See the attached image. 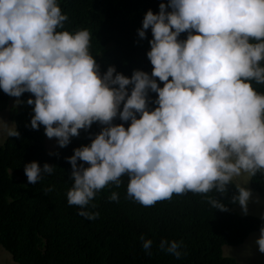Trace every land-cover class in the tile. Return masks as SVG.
Returning a JSON list of instances; mask_svg holds the SVG:
<instances>
[{"label": "clouds", "instance_id": "1", "mask_svg": "<svg viewBox=\"0 0 264 264\" xmlns=\"http://www.w3.org/2000/svg\"><path fill=\"white\" fill-rule=\"evenodd\" d=\"M158 8L148 9L137 29L140 38L151 29V74L134 69L129 77L111 65L101 74L89 52L91 33L64 29L68 17L58 0H0V89L17 98L33 94L26 101L31 128L43 125L63 147L93 122L104 125L65 157L72 169L67 203L90 220L99 212L85 206L124 175L127 197L151 206L173 193H223L235 177L264 172V93L252 86L264 83V0H162ZM149 91L157 93L154 108ZM117 116L128 126L112 123ZM19 135L15 122L0 120V136ZM54 168L33 160L24 173L34 184ZM242 184L235 183L232 200L247 214L251 190ZM108 199L117 201L118 193ZM259 233L264 253V224ZM140 239L150 255L151 239ZM159 247L182 254L177 240L162 238Z\"/></svg>", "mask_w": 264, "mask_h": 264}, {"label": "trees", "instance_id": "2", "mask_svg": "<svg viewBox=\"0 0 264 264\" xmlns=\"http://www.w3.org/2000/svg\"><path fill=\"white\" fill-rule=\"evenodd\" d=\"M162 0H58L68 19L64 29L86 28L91 33L89 52L100 66L101 74L108 66L131 76L134 69L151 74L153 65L146 52L150 49L151 29L140 38L145 12H158ZM167 5V0H163ZM171 10V9H168ZM194 31V30H193ZM182 32L178 39H185ZM264 64V61H261ZM115 74V73H114ZM157 80L158 86L163 82ZM171 79V77H169ZM253 88L264 93V83L252 81ZM132 85L126 88L131 89ZM130 94V91H129ZM150 108L157 93L149 91ZM33 96L24 92L12 119L20 135L9 136L0 144V245L9 251L19 264H251L223 254L224 245L242 243L252 231L259 230L264 219L240 214L233 209L238 202L235 182L221 193H173L171 199L159 200L151 206L127 197L128 177H121L116 186L109 183L100 189L86 210L99 212L95 219L78 214V205H68L66 192L71 187V165L65 159L73 149L87 145L104 125L93 122L88 129H80L66 146L45 148L44 126H30L33 105L26 103ZM8 94L0 89V111L8 104ZM123 104V102H122ZM121 104V107H122ZM139 115V114H137ZM112 123H123L115 117ZM37 161L54 165L36 183H30L24 164ZM81 163V161H77ZM85 166L86 162H85ZM250 188L264 194V178L258 171L249 178ZM51 188L50 191H45ZM112 192L119 199H108ZM221 201L226 210L212 208L206 199ZM95 205L93 208L91 205ZM151 239V254H147L140 239ZM162 238L181 242V256L175 257L160 249Z\"/></svg>", "mask_w": 264, "mask_h": 264}, {"label": "rangeland", "instance_id": "3", "mask_svg": "<svg viewBox=\"0 0 264 264\" xmlns=\"http://www.w3.org/2000/svg\"><path fill=\"white\" fill-rule=\"evenodd\" d=\"M17 97L10 96L8 97V104L6 108L0 111V120L6 121L11 124L13 121L12 115L17 110L18 104L14 102L17 100ZM5 140V137L0 136V144ZM45 148L47 151L53 150L58 144L56 138H49L45 134L44 138ZM264 178V172H262ZM249 178L247 174H242L240 177H235L234 182L244 183L242 186L251 190V196L247 204V214L246 215H255L262 218L264 215V194L260 195L256 191H253L250 188ZM233 209L244 214L239 203L233 206ZM259 230L252 231L246 237V239L238 245H224L223 254L232 256L239 261L249 262L251 264H264V253H261L258 250V246L255 243V240L259 236ZM0 264H19L13 260L11 254L6 250L2 245H0Z\"/></svg>", "mask_w": 264, "mask_h": 264}]
</instances>
